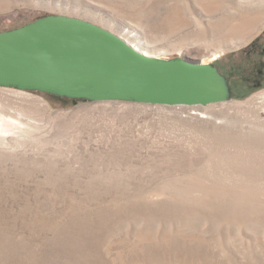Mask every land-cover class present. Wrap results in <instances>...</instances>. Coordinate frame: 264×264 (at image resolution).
Listing matches in <instances>:
<instances>
[{
    "label": "rangeland",
    "instance_id": "obj_1",
    "mask_svg": "<svg viewBox=\"0 0 264 264\" xmlns=\"http://www.w3.org/2000/svg\"><path fill=\"white\" fill-rule=\"evenodd\" d=\"M48 15L211 62L232 99L0 87V264H264V0H0V32Z\"/></svg>",
    "mask_w": 264,
    "mask_h": 264
},
{
    "label": "water",
    "instance_id": "obj_2",
    "mask_svg": "<svg viewBox=\"0 0 264 264\" xmlns=\"http://www.w3.org/2000/svg\"><path fill=\"white\" fill-rule=\"evenodd\" d=\"M0 87L159 106L232 99L230 80L213 63L151 56L96 23L65 15L0 32Z\"/></svg>",
    "mask_w": 264,
    "mask_h": 264
},
{
    "label": "trees",
    "instance_id": "obj_3",
    "mask_svg": "<svg viewBox=\"0 0 264 264\" xmlns=\"http://www.w3.org/2000/svg\"><path fill=\"white\" fill-rule=\"evenodd\" d=\"M229 79V78H228Z\"/></svg>",
    "mask_w": 264,
    "mask_h": 264
}]
</instances>
